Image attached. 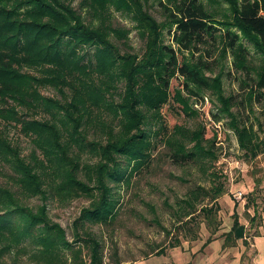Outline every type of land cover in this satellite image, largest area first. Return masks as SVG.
Here are the masks:
<instances>
[{
	"label": "trees",
	"instance_id": "16d2710c",
	"mask_svg": "<svg viewBox=\"0 0 264 264\" xmlns=\"http://www.w3.org/2000/svg\"><path fill=\"white\" fill-rule=\"evenodd\" d=\"M229 1L233 18L223 22V30L200 0H174L171 4L162 1L163 22L144 9L141 0H79L78 7L75 0H0V118L6 122L4 129L0 127V162L9 163L15 170L19 187L15 191L0 183V264H6L5 257L26 241L33 243L30 257L39 264H65L68 250L82 264L104 263L100 240L83 227L86 221L106 222L115 214L109 183L128 176L122 170V161L135 169L150 157L151 139L142 126L146 110L157 118L163 116L169 77L175 73L183 76L184 87L191 93L216 89L221 95L220 77L210 81L205 74L215 64L213 54L218 45H222V55L231 51L240 56L236 64L246 70L251 68L245 61L249 51L243 39L250 40L264 56V0ZM111 5L131 14L142 26L146 41L141 56L121 53L122 45L127 44L119 35L125 38L128 30L113 25ZM166 32L177 46L166 42ZM113 36L116 40L112 41ZM91 48L94 52L87 58ZM185 51L192 53L191 59ZM32 68L39 73H32ZM153 73L159 79L155 84ZM104 80L109 83L101 87ZM120 82L124 90L120 91V101L111 107L113 117L108 119L104 112L98 113L103 107L93 97H105L113 87L118 89ZM45 84L59 88L65 99L41 94L39 87ZM255 87H264V70ZM43 106L63 112L62 125L55 112L43 119L22 116V109L39 110ZM14 119L40 150L42 157L35 156L38 164L27 160L19 144L5 132ZM87 122L109 131L106 143L98 142L96 146L100 159L93 167L95 175H90L88 181L78 175L80 159L72 154L73 143L83 140L82 126ZM233 124L247 158L264 151V139L252 123L238 126L234 118ZM163 128L170 134L169 144L182 146L183 138L192 137L178 128L172 131L166 124ZM178 134L179 138H173ZM199 136H194L196 149L173 148L172 159L177 163L195 161L204 150ZM53 162L60 170V189L92 197L89 207L83 208L75 220L72 240L65 228L49 216V204L44 201L45 181L37 167H52ZM208 172L211 185L190 187L178 203L174 216L184 226L199 212L211 217L216 209L204 204L205 200L214 201L226 191L215 169L211 167ZM95 189L100 195L95 196ZM33 196L41 197L42 202L32 205ZM243 228L237 219L229 234L238 238ZM85 248L87 260L83 258Z\"/></svg>",
	"mask_w": 264,
	"mask_h": 264
},
{
	"label": "rangeland",
	"instance_id": "374dc122",
	"mask_svg": "<svg viewBox=\"0 0 264 264\" xmlns=\"http://www.w3.org/2000/svg\"><path fill=\"white\" fill-rule=\"evenodd\" d=\"M141 1L144 9L161 22L165 20L161 2L169 4L174 2V0ZM200 1L216 18L217 25L224 30L223 22L233 18L230 1ZM78 2L79 0H75V7H78ZM109 8L113 25L128 30L125 38L119 35L127 44L122 45L124 49H121V53L131 52L141 56L146 41L142 26L125 10H117L113 5ZM164 35L167 43L177 46L172 41V35L167 32ZM113 38L112 41L116 40V37ZM243 42L249 51L245 61L251 69L239 67L236 62H239L240 56L237 57L231 51L222 55V45H218L213 54L215 64L212 69L205 71L210 81L216 76L220 77L221 95L216 89H201L197 93H191L184 87V77L175 73L169 77L168 100L161 111L163 116L157 118L153 112L146 110L147 115L142 127L151 139L150 157L135 169L126 160L122 161V170H125L128 176L122 181L109 183L113 188L115 214L106 222L86 221L83 227L100 240L104 255L103 264H132L136 260L157 254L158 251L162 254H171L176 250L188 254L191 263L194 260L198 262L200 255H207L213 250L212 242L217 240L221 244L216 250H219V257H224L216 260L214 264L227 261L239 248L241 261L238 264H250L247 260L254 254V243L252 244L254 236L264 235V151L255 157L247 158L233 120L235 118L238 121V126L252 123L264 139V87L261 89L255 87L260 72L264 70V56L250 40L245 38ZM93 50V48L89 50L87 58L92 57ZM185 55L188 60L192 58V53L188 51H185ZM31 72L39 73L35 68H32ZM157 75L153 73V84L159 81ZM105 82L109 83L104 80L100 86L103 87ZM253 87L256 89L255 93L252 92ZM39 90L45 96L62 101L65 99L56 86L40 85ZM123 90L124 83L120 82L118 89L113 87L112 92L106 93L103 98L94 94L93 100L103 107L98 113L102 115L104 112L106 117L111 119L113 117L111 107L120 101V91ZM224 102H227V108ZM48 108L43 106L39 110L30 111L22 109L25 113L22 116L43 119L50 117L51 112H55L59 117L57 121L62 125L64 113L57 107L51 108L50 111ZM22 116H19L20 119ZM11 121V126H7L8 131L5 132L19 144L27 160L38 164L35 156L42 157L40 150L36 149L30 136L20 130L21 123H18L17 119ZM164 124L172 131L178 128L184 135L192 137L183 138L182 146L171 142L169 144L170 134H166ZM5 126L6 122L0 118V127L4 129ZM82 128L83 140L79 144L73 143L72 154L80 159L78 175L88 181L90 175H95L93 167L100 159L96 146L98 142L106 143L109 131L90 122L85 123ZM199 132H202V137L199 136ZM196 135L199 136L198 140L202 138L200 140V145L204 148L202 154L193 162H175L171 157L173 148L178 147L186 151L196 149L197 140L194 137ZM180 136L181 134H178L173 138ZM57 167L58 165L53 162L52 167L39 166L37 170L45 181L47 195L44 201L49 204V216L65 228L68 238L72 240L75 220L81 216L83 208L89 207L92 197L88 194H69L60 189L61 177ZM211 167L221 176L226 191L214 201L205 200L204 204L213 205L216 209L211 217L198 211L191 223L184 226L174 216L176 209L179 208L178 203L185 198L190 187L196 184L206 187L211 185L208 172ZM17 176L9 163L0 162V183L18 191ZM91 183L94 184L93 181ZM94 192L95 196L100 195L97 189ZM41 202L39 196L30 199L32 205ZM237 219L244 225V238L229 234ZM33 247L30 241L20 244L5 257L6 264H39L36 259L30 257ZM67 258L65 264H82L69 250ZM83 258L88 259L87 248L83 249Z\"/></svg>",
	"mask_w": 264,
	"mask_h": 264
},
{
	"label": "crops",
	"instance_id": "0c3cea01",
	"mask_svg": "<svg viewBox=\"0 0 264 264\" xmlns=\"http://www.w3.org/2000/svg\"><path fill=\"white\" fill-rule=\"evenodd\" d=\"M245 237V228L243 229L242 234L239 235L238 238ZM254 254L248 257L247 262L250 264H264V235H256L254 236ZM221 242L219 240L212 242V251L207 255H200V259L194 260L191 263V257H188V254L183 253L178 250L172 252L171 254L165 253H157L151 254L147 257L134 261L132 264H214V262L218 259H222L219 257V250H216L217 247H220ZM240 257V248L235 253L229 257L227 261H224L220 264H238L241 261ZM205 257V258H203Z\"/></svg>",
	"mask_w": 264,
	"mask_h": 264
}]
</instances>
